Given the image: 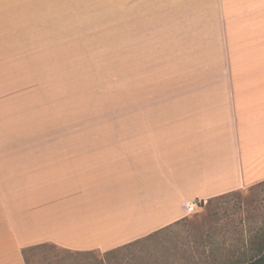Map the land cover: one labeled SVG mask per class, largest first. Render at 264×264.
Listing matches in <instances>:
<instances>
[{
  "label": "crops",
  "instance_id": "1",
  "mask_svg": "<svg viewBox=\"0 0 264 264\" xmlns=\"http://www.w3.org/2000/svg\"><path fill=\"white\" fill-rule=\"evenodd\" d=\"M254 9L241 35L232 18L227 46L200 53L215 64L210 76L178 61L170 87L172 62L157 64L161 91L134 99V129L58 124L68 97L0 84L24 90L8 107L0 98V264H28L27 250L42 245L110 251L186 217L191 201L264 180V0ZM10 69L22 71L0 65Z\"/></svg>",
  "mask_w": 264,
  "mask_h": 264
},
{
  "label": "rangeland",
  "instance_id": "2",
  "mask_svg": "<svg viewBox=\"0 0 264 264\" xmlns=\"http://www.w3.org/2000/svg\"><path fill=\"white\" fill-rule=\"evenodd\" d=\"M259 2L0 0V14L6 19L0 24V65L22 70H0V84L23 82L28 88H38L35 92L28 89L23 94L27 97H68L64 112L69 116L54 119L58 124L67 118L75 129H134V99L161 91L157 80L162 78V67L157 64L172 62L170 87L179 80L178 61H187L183 68L202 67L210 76L215 64L205 62L211 55L200 61V53H210L216 45L227 46L226 26L232 18L237 19L232 33L241 35L247 27L241 25L242 18L257 14L254 7ZM182 76V81L191 77ZM19 91L24 90L0 89V98L8 97L5 107L11 98L16 101L22 95ZM16 117L10 126L21 119ZM197 201L193 212L155 236L94 253L42 245L27 250V262L212 264L221 252L245 242L264 223V180Z\"/></svg>",
  "mask_w": 264,
  "mask_h": 264
},
{
  "label": "trees",
  "instance_id": "3",
  "mask_svg": "<svg viewBox=\"0 0 264 264\" xmlns=\"http://www.w3.org/2000/svg\"><path fill=\"white\" fill-rule=\"evenodd\" d=\"M167 227L169 226L161 228L135 241L155 236ZM212 264H264V223L255 230H252L245 242H241V244H237L227 248L225 252H221L219 256L214 258Z\"/></svg>",
  "mask_w": 264,
  "mask_h": 264
},
{
  "label": "built area",
  "instance_id": "4",
  "mask_svg": "<svg viewBox=\"0 0 264 264\" xmlns=\"http://www.w3.org/2000/svg\"><path fill=\"white\" fill-rule=\"evenodd\" d=\"M199 202L198 201H191L187 204V208H188V211L189 213L193 212L196 207L198 206Z\"/></svg>",
  "mask_w": 264,
  "mask_h": 264
},
{
  "label": "bare ground",
  "instance_id": "5",
  "mask_svg": "<svg viewBox=\"0 0 264 264\" xmlns=\"http://www.w3.org/2000/svg\"><path fill=\"white\" fill-rule=\"evenodd\" d=\"M189 212V211H188Z\"/></svg>",
  "mask_w": 264,
  "mask_h": 264
}]
</instances>
